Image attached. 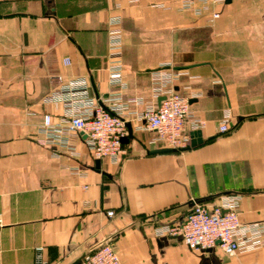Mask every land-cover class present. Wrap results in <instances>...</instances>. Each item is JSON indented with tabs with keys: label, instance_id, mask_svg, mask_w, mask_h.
I'll return each instance as SVG.
<instances>
[{
	"label": "crops",
	"instance_id": "crops-1",
	"mask_svg": "<svg viewBox=\"0 0 264 264\" xmlns=\"http://www.w3.org/2000/svg\"><path fill=\"white\" fill-rule=\"evenodd\" d=\"M212 11L217 19L172 0H0V264H85L104 243L120 264H264V233L260 248L233 258L157 244L190 201L226 191L238 193L242 226L264 228V0ZM111 17L120 19L122 85L107 81ZM163 67L186 68L171 88L205 122L183 151L152 143L137 119ZM58 77L86 79L97 99L122 96L119 163L93 158L80 132L65 136L70 149L48 141L45 114L65 125L62 105L46 102Z\"/></svg>",
	"mask_w": 264,
	"mask_h": 264
},
{
	"label": "built area",
	"instance_id": "built-area-1",
	"mask_svg": "<svg viewBox=\"0 0 264 264\" xmlns=\"http://www.w3.org/2000/svg\"><path fill=\"white\" fill-rule=\"evenodd\" d=\"M182 9L191 10L196 15L209 13L212 19L219 14L212 8L225 0H172ZM164 7L163 4L155 5ZM120 19L111 17L107 30V81L110 85H122L121 64L122 36ZM65 65L69 63L64 61ZM180 75L167 67L151 72L152 103L137 114L144 128L154 131L152 143L159 142L173 151L188 148L190 132L201 130L205 122L191 117L190 99L175 92L171 85ZM60 82L59 89L46 102L61 104L64 110L63 128L53 127L49 114L43 116L41 131L52 144L70 149L65 136L72 133L85 135V145L95 159H106L113 164L121 160L122 142L127 133L123 118L125 104L119 93H109L97 99L89 95L86 79L78 78ZM163 98L159 102V99ZM230 114L227 111L219 124V133L229 130ZM238 198L236 195L221 196L215 203L195 204L184 217L175 223L162 226L158 230L161 237H180L184 246L193 251H206L218 247L229 258L254 251L262 246L264 228L260 225H241L238 218ZM113 216L112 211L107 212ZM40 250V249H39ZM85 264H120L113 246L104 243L94 249Z\"/></svg>",
	"mask_w": 264,
	"mask_h": 264
},
{
	"label": "water",
	"instance_id": "water-1",
	"mask_svg": "<svg viewBox=\"0 0 264 264\" xmlns=\"http://www.w3.org/2000/svg\"><path fill=\"white\" fill-rule=\"evenodd\" d=\"M230 0H225L226 3H229ZM182 69H186L185 67L182 68H175L174 71H180ZM163 100V98L159 99V102ZM199 134V133H197ZM194 143H191V146H193ZM168 151V150H167ZM96 164H98V162H96ZM238 193L233 192V191H226V192H222L220 194H216V195H212L206 198H200V199H196V200H192L187 204L188 208H191L193 205L195 204H202V203H206L207 201L211 200V199H215V198H219L221 196H228V195H237ZM173 240H179L182 241L180 237H171V236H167V237H163L159 240V242H157L158 247L162 248L167 241H173Z\"/></svg>",
	"mask_w": 264,
	"mask_h": 264
}]
</instances>
